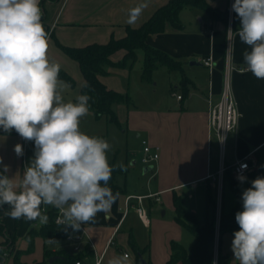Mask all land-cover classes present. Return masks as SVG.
<instances>
[{"label":"crops","instance_id":"1","mask_svg":"<svg viewBox=\"0 0 264 264\" xmlns=\"http://www.w3.org/2000/svg\"><path fill=\"white\" fill-rule=\"evenodd\" d=\"M169 1L46 0L44 22L50 35L49 57L58 62L73 80H63L70 85L62 90L65 102H76V98L83 95L85 78L79 63L69 57L58 44L81 48L91 44H106L112 38L122 39L126 37L128 28L141 27ZM207 2L221 11L229 10L228 22L213 20L205 11L187 6L179 13L183 26L181 29L168 25L165 32L147 38L149 46L183 64V72L169 71L165 67L168 73H178L177 76L168 74L172 90L179 87L182 91L179 94L171 91L173 100L169 96L166 100L155 98V92L147 85L154 81V75L161 66L154 71L150 82L143 81V50L137 51L136 60L141 59L142 65L138 66L135 87L131 62L123 67H105L106 72L99 76L108 89L128 94L132 104L118 102L113 106L119 120L116 125L124 128L121 139L125 140L111 146L108 160L110 164L122 169L116 178L122 192H119V198L109 212H100L94 223L83 225L87 234L83 253L87 252L88 255L82 264H95L99 258L102 259L101 264H107L109 258L125 252L130 254L132 264H140L131 245V238L139 248H146L142 257L148 264H167L172 254V243L184 245L186 236L185 229L175 219V195L181 198L182 206L183 193L193 200L189 209L185 210L194 213L204 223L210 213L209 195L215 198L220 214L221 209L228 212L236 204L237 198L226 179L227 171L232 172L243 192L247 188L249 175L257 168V164L252 165L243 183L233 174V165L237 160L247 156L255 158V152L264 145V80L255 78L245 70L243 53L250 49L238 36L227 32L229 28L236 31L240 27V22L236 29L233 27L231 7L234 0ZM140 3H147L148 6L135 24H128L129 9ZM125 55V50H119L111 56V60L119 63ZM206 57L212 58V68L199 61ZM192 61L199 64L191 65ZM184 77L188 80L185 86L182 83ZM226 78L235 97L239 123L237 130L228 136L222 161L218 142L211 136L209 129L208 97L211 95L214 102L220 100ZM178 96H182V99H178ZM103 118H96L89 110V114L81 119V131L102 138L108 137L109 134L99 132L98 123ZM143 141L153 150L159 149L157 161L149 164L141 161ZM16 144L23 146V156L16 155ZM33 155L34 142L22 139L17 133H0V157L10 167L9 175L19 180ZM130 196L133 198L125 212L126 198ZM136 197H143V206L149 217L148 224L137 214L139 203ZM4 208L8 210L7 205ZM45 208L42 205V210ZM3 220L7 235L15 240L16 251L29 252L30 234L34 244L37 238L44 241L43 258L40 261L45 258L47 250L52 253L65 250L74 254L65 240L50 244L42 237H35L33 232L42 226L38 221L16 220L8 216H4ZM233 238V233L223 234L220 250L223 255L230 257L231 264H239L231 251ZM5 240L0 235V245ZM11 261L14 264H27L24 260L15 261L14 255H9L6 263Z\"/></svg>","mask_w":264,"mask_h":264},{"label":"clouds","instance_id":"2","mask_svg":"<svg viewBox=\"0 0 264 264\" xmlns=\"http://www.w3.org/2000/svg\"><path fill=\"white\" fill-rule=\"evenodd\" d=\"M147 6L129 9L127 23L135 24ZM232 10L240 27L227 32L250 49L243 53L245 70L264 80V0H234ZM42 16L40 0H0V131L15 130L34 142L33 158L19 180L9 175L10 167L0 157V209L7 205L5 216L44 225L48 216L42 205L51 206L59 211L63 229L75 232L94 223L98 213L109 212L120 194L108 186L113 172L110 143L80 129L90 96L64 100L62 90L70 85L59 78L61 66L49 57L50 35ZM14 151L18 157L24 154L21 144ZM237 179L243 183L247 178L238 174ZM241 199L243 210L235 214L239 230L231 243L234 260L264 264V177L252 180ZM107 264L132 260L125 252Z\"/></svg>","mask_w":264,"mask_h":264},{"label":"trees","instance_id":"3","mask_svg":"<svg viewBox=\"0 0 264 264\" xmlns=\"http://www.w3.org/2000/svg\"><path fill=\"white\" fill-rule=\"evenodd\" d=\"M45 1L41 0L40 7L43 12L42 23L46 31L49 29L45 24ZM187 6L196 7L205 11L213 20H222L228 22L230 11H221L210 5L207 0H170L166 5L159 8L153 16L139 28H128L126 37L122 39L112 38L106 44H91L85 47H66L60 44L59 47L72 59L76 60L81 68L85 82L82 87L83 95L90 96L89 106L90 111L94 113L96 118L106 117L111 123L119 124L117 114L113 108L115 103L124 102L127 105L132 104V98L128 94H122L117 91L108 89L99 79V76L106 72L105 67L117 66L123 67L127 63H133L137 58V51L143 50L144 64L142 71V79L145 82L152 80L154 71L159 66L166 67L169 71L183 72V64L166 53L155 49L147 44V38L153 34L165 32L168 25L175 29H181L183 26L179 20L180 11ZM240 22L237 14L233 11V27L236 29L237 23ZM125 50L126 55L119 63H114L111 56L119 51ZM59 78L62 80L73 82L72 78L64 71L60 70ZM187 78L182 80L183 86L187 83ZM85 85H87L85 87ZM3 133V131H0ZM13 130L10 134H15ZM257 168L248 177L247 188L251 187V181L258 176L264 177V145L255 152ZM111 179L108 186L113 192H122L121 187L116 182L117 176L122 172V169L115 164ZM226 179L231 184L233 192L237 198L236 204L228 212L221 209L219 222H217L218 205L215 198L209 195L210 213L204 223H201L197 216L187 211L182 206V200L175 195L174 204L176 221L194 238L190 248L179 242H173L171 246L172 254L167 264H231L230 257L223 255L220 250L221 237L225 233H234L239 229V225L235 221V214L242 211V192L238 183L235 181L232 172L227 171ZM5 208L0 209V235L6 238L5 242L0 245V264H5L3 249L6 245L15 243L14 238L6 233V225L4 222ZM46 214L48 216L47 224L42 225L39 230L34 231L33 235L42 237L44 240L54 239L55 241H64L70 233V228L65 231L63 225L56 222L58 210L51 206H46ZM219 224V226H218ZM219 233V237L218 236ZM32 234V232H31ZM30 237V248L34 246L33 236ZM131 245L140 261V256L144 254L145 249L139 248L135 241L131 238ZM6 244V245H5ZM218 249V251H217ZM20 251V250H18ZM88 255L83 253V250L78 254H69L65 250H60L56 253L47 250L45 258L35 264H76L78 261L83 262ZM53 256L58 258L50 263L49 259Z\"/></svg>","mask_w":264,"mask_h":264},{"label":"built area","instance_id":"4","mask_svg":"<svg viewBox=\"0 0 264 264\" xmlns=\"http://www.w3.org/2000/svg\"><path fill=\"white\" fill-rule=\"evenodd\" d=\"M231 13H233L231 7ZM203 65L212 68L213 61L211 57L202 58L199 60ZM178 99H182V96H178ZM208 116H209V129L211 132V136L216 138L218 142V148L221 153L222 161L225 157V149L228 141V136L230 133L237 130L239 123V112L237 109L235 97L231 91L230 84L228 78H226L223 91L221 93V98L218 102H214L212 100V96L208 97ZM159 149L156 148L153 150L146 141H143V155L141 157V161L144 164H149L151 162L157 161L159 159ZM257 164L255 158H251L247 156L241 160H237L233 165V174L237 179L238 174H243L247 177L248 173L252 170V165ZM242 165H246L247 167L242 169ZM223 169V168H222ZM133 197H127L125 202V212H127L130 200ZM138 200V206L136 207L137 214L139 218L145 223L148 224L149 217L146 208L143 206V197H136ZM60 213L58 211V215L56 217V222H58ZM63 225V224H61ZM86 230L82 225L81 229L78 231H73L70 228V233L66 237L65 241L72 245V250L74 254H78L83 250V244L86 239ZM102 259L99 258L95 261V264H101ZM76 264H82L81 261H78Z\"/></svg>","mask_w":264,"mask_h":264},{"label":"rangeland","instance_id":"5","mask_svg":"<svg viewBox=\"0 0 264 264\" xmlns=\"http://www.w3.org/2000/svg\"><path fill=\"white\" fill-rule=\"evenodd\" d=\"M41 2V0H40ZM142 51V50H140ZM140 54H142V52H140ZM142 65V60L139 59V60H136L134 61L133 63H130V66L133 65V73H132V77H133V86L135 87L134 85V82H135V77H136V74H137V70L139 69L138 66ZM178 75L177 72H170L168 73V71L166 70V68L164 66H161L159 71H157L154 75V81L151 82L150 84H147L148 86H150L149 88H151L150 90H153L155 93L154 97L156 98H161V99H164L166 100V98H168V96L172 99L171 97V91H175L176 94H179V93H182L181 89L178 87L177 89H173L171 88L170 86V81H169V75ZM156 82L158 83L156 85ZM175 87V85H174ZM133 88V87H132ZM148 88V87H147ZM134 89V88H133ZM177 96V95H176ZM145 102H143L142 104L144 105ZM98 128H100L99 132H102V133H105L106 135H108V137H104L105 140H107L110 145H114V144H117V143H123L125 139H121V132L124 128H120L118 127L116 124L114 123H111L106 117H104L100 123H98ZM125 138V137H124ZM183 208L184 209H189V206L190 204L193 202V200L189 199L184 193H183ZM200 213H201V208H200ZM219 218H220V211L218 210L217 212V222H219ZM185 242L184 245L187 247V248H190L191 245L193 244V241H194V238L192 236V234L188 231L185 230ZM29 242H27L28 244ZM71 251L72 250V245L66 243ZM6 245V244H5ZM16 252V253H15ZM43 252H44V241L40 238H37L36 241H35V244L32 248L31 251L29 252H25L23 253L22 251H16L15 248H14V245L11 244V245H6V247L3 249V254H4V261H5V264L6 263V260L7 258H9V255L12 256L14 255L15 256V261L17 260H24V262H26L27 264H34L35 262L37 261H40L42 258H43ZM12 254V255H11ZM14 261V260H13ZM13 261H11L9 264H14ZM16 263V262H15Z\"/></svg>","mask_w":264,"mask_h":264},{"label":"water","instance_id":"6","mask_svg":"<svg viewBox=\"0 0 264 264\" xmlns=\"http://www.w3.org/2000/svg\"><path fill=\"white\" fill-rule=\"evenodd\" d=\"M191 65H196V64H199V62L197 61H192L190 62ZM58 258V256H53L49 259V262L52 263L54 262L56 259ZM140 261H141V264H148V262L142 257L140 256Z\"/></svg>","mask_w":264,"mask_h":264}]
</instances>
